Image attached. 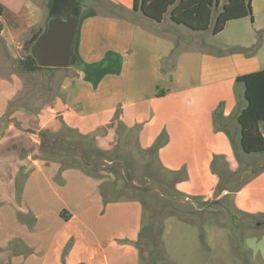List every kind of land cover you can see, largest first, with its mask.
<instances>
[{"label":"crops","instance_id":"0c3cea01","mask_svg":"<svg viewBox=\"0 0 264 264\" xmlns=\"http://www.w3.org/2000/svg\"><path fill=\"white\" fill-rule=\"evenodd\" d=\"M113 1L125 12L87 13L78 27L81 61L97 63L109 51L121 56L119 72L93 84L78 64L22 71L24 44L44 27L55 0H0L6 45H0V264L140 262L141 200L105 202L102 191L111 196L105 184L113 174L91 176L40 157L38 132L56 131L62 123L93 133L102 149L118 141L116 116L127 128L140 126L135 139L142 150L163 136L155 158L170 175L181 173L166 186L171 196L199 209L224 198L235 212L264 217V167L238 188L230 185L233 175L229 188L216 191L220 177L241 163L229 137L238 136L236 115L246 103L236 78L264 69V33L256 48H238L255 45L264 28V0H251L253 21L230 20L218 34L203 31L218 38L230 30L217 50L180 46L172 36L179 27L168 13L155 21L139 10L129 12V0ZM175 46L170 67L165 59ZM259 130L264 137V128Z\"/></svg>","mask_w":264,"mask_h":264},{"label":"rangeland","instance_id":"374dc122","mask_svg":"<svg viewBox=\"0 0 264 264\" xmlns=\"http://www.w3.org/2000/svg\"><path fill=\"white\" fill-rule=\"evenodd\" d=\"M77 1L80 2L81 20L87 13L125 12L113 0ZM131 3L129 0L128 11L132 13ZM177 26L178 31L167 30L172 32L180 46L212 50L222 46L223 37L230 31L216 38L210 30L192 31L182 25ZM237 130L235 125V134ZM120 144V153L130 168L117 169L119 175L111 189L118 198L137 197L143 204L144 232L140 238L139 264H264V217L235 212L224 198L199 209V205L171 196L166 188L172 183L171 177L157 168L156 161L137 149L133 140L124 143L122 138ZM236 151L241 156V163L230 183L232 188H238L264 167V152L242 156L238 148ZM104 169V172L113 174L108 170L110 165L106 164ZM113 176L115 180V174ZM129 184L132 187L125 188ZM15 202L20 203V200L15 199ZM153 223L152 231L157 241L154 248L147 233Z\"/></svg>","mask_w":264,"mask_h":264},{"label":"trees","instance_id":"16d2710c","mask_svg":"<svg viewBox=\"0 0 264 264\" xmlns=\"http://www.w3.org/2000/svg\"><path fill=\"white\" fill-rule=\"evenodd\" d=\"M132 8L133 10H139L142 15L155 21H161L163 16L168 13L170 21L176 25H182L192 31H205L210 28L213 34H218L223 30L226 23L230 20L244 17H249L250 20H252L253 18L251 0H133ZM2 10L3 5L0 3V14ZM211 19H213V21H211ZM43 28L44 27H40L37 31L32 32L30 38L24 44L22 57L18 60L19 67L22 71L34 73L50 69H63L41 67L30 53L31 45L42 32ZM1 30L2 24L0 21V45L5 47L6 45L1 36ZM263 33L264 28L257 32V40L253 47H239L238 49L240 51H246L256 48ZM74 52L77 57V64L86 72V77L91 80L93 84H96L103 74L107 72L118 73L120 70L121 56L116 52L109 51L101 61L91 64L81 61L77 56L75 46ZM177 54L178 49L175 46L172 54L165 59L170 67H173L174 59ZM236 82H240L244 86V99L246 103L236 115L238 136L233 138L229 135L231 143L235 150L240 148L246 154L264 152V137L259 130V126L264 128V69L238 76ZM115 120L118 141L111 149L100 148L95 143L93 133L82 134L64 123H62L60 128L56 131H52L48 128L41 129L38 132L40 157L47 160L58 161L61 164V169L75 167L91 176H99L100 173L105 170L104 167L106 164L107 166L110 165V169L108 170L115 174V180L112 183H108L109 185L105 184V186L113 187L119 175L117 169L121 168L122 170H128V168H130L126 163V158L120 153V142L123 138L124 143L133 140L137 149L147 153L149 157H152L156 161L157 168L166 172L155 158L156 152L161 144L164 143L165 138L160 136L148 150H142L137 145L135 139L140 126L135 125L127 128L117 116ZM216 158L218 160L222 157L217 156ZM237 159L239 162L241 161L239 157H237ZM213 170H215L214 161ZM237 172L238 171L232 173L227 172L225 177H220L216 186V191L229 188V186H227L228 181L231 179L230 177H233V175L235 176ZM166 174L171 177L172 182H175L181 175L180 171L173 172L171 175L168 172H166ZM130 187L132 186L129 184L125 188L128 189ZM102 192L105 202L112 198H118L114 194H111L110 197L107 196L104 190ZM153 227L154 223L149 227L147 233L152 240L151 245L154 248L157 245V241L153 235ZM143 232L144 231H141L140 238ZM138 243L140 245V239Z\"/></svg>","mask_w":264,"mask_h":264},{"label":"water","instance_id":"95a60500","mask_svg":"<svg viewBox=\"0 0 264 264\" xmlns=\"http://www.w3.org/2000/svg\"><path fill=\"white\" fill-rule=\"evenodd\" d=\"M80 11L77 0H58L49 10L42 32L30 47L39 66L66 68L77 64L74 46Z\"/></svg>","mask_w":264,"mask_h":264},{"label":"flooded vegetation","instance_id":"af4514ba","mask_svg":"<svg viewBox=\"0 0 264 264\" xmlns=\"http://www.w3.org/2000/svg\"><path fill=\"white\" fill-rule=\"evenodd\" d=\"M58 0H55L54 6L57 4Z\"/></svg>","mask_w":264,"mask_h":264}]
</instances>
